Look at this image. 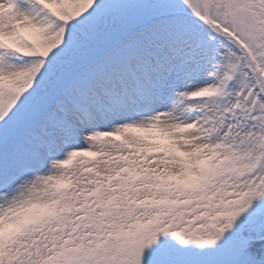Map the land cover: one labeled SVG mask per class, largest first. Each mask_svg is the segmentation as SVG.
I'll list each match as a JSON object with an SVG mask.
<instances>
[{
	"label": "snow or ice",
	"instance_id": "1",
	"mask_svg": "<svg viewBox=\"0 0 264 264\" xmlns=\"http://www.w3.org/2000/svg\"><path fill=\"white\" fill-rule=\"evenodd\" d=\"M0 264H264V0H0Z\"/></svg>",
	"mask_w": 264,
	"mask_h": 264
},
{
	"label": "rangeland",
	"instance_id": "2",
	"mask_svg": "<svg viewBox=\"0 0 264 264\" xmlns=\"http://www.w3.org/2000/svg\"><path fill=\"white\" fill-rule=\"evenodd\" d=\"M99 159L98 157H91V156H77L75 158H73V160L70 162V164L64 166L65 168L68 169L69 171V175L72 174L73 170H80L81 166L85 163H87L90 160H96Z\"/></svg>",
	"mask_w": 264,
	"mask_h": 264
}]
</instances>
